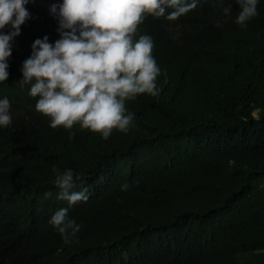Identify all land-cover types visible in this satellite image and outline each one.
Instances as JSON below:
<instances>
[{
	"label": "trees",
	"instance_id": "trees-1",
	"mask_svg": "<svg viewBox=\"0 0 264 264\" xmlns=\"http://www.w3.org/2000/svg\"><path fill=\"white\" fill-rule=\"evenodd\" d=\"M59 2L26 6L0 84L13 121L0 129V264H264V0L246 28L235 0L146 16L136 38L153 39L159 92L126 101L133 124L108 140L49 127L19 83L34 40L60 38ZM54 166L89 196L69 208L81 226L70 245L48 223L68 207Z\"/></svg>",
	"mask_w": 264,
	"mask_h": 264
},
{
	"label": "clouds",
	"instance_id": "clouds-1",
	"mask_svg": "<svg viewBox=\"0 0 264 264\" xmlns=\"http://www.w3.org/2000/svg\"><path fill=\"white\" fill-rule=\"evenodd\" d=\"M34 0H0V84L9 79V59L21 27L31 19L26 6ZM260 0H235L239 6L235 23L246 28L258 15ZM197 0H60L49 6L57 20L59 39L37 38L29 58L20 68L21 86L36 98L35 110L50 120L49 127H63L98 133L108 140L113 130L127 133L135 114L126 101L141 95L156 96L160 68L152 55L149 35H139L138 26L146 16L169 21L195 9ZM171 9V11H167ZM230 8H224L227 15ZM7 29V31H5ZM10 101L0 98V129L12 125ZM57 199L68 207L58 209L49 219L65 244L75 241L80 225L68 216L69 208L87 202L85 191L75 192L80 176L72 169L61 172L55 166ZM125 183L121 190H127ZM46 197L51 193H46Z\"/></svg>",
	"mask_w": 264,
	"mask_h": 264
}]
</instances>
